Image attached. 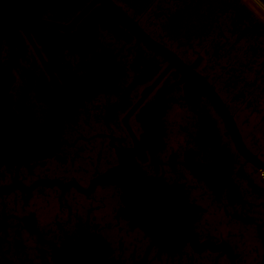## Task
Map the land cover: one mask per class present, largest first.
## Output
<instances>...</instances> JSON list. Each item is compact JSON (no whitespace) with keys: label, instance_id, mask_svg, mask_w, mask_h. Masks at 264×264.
I'll list each match as a JSON object with an SVG mask.
<instances>
[{"label":"flooded vegetation","instance_id":"flooded-vegetation-1","mask_svg":"<svg viewBox=\"0 0 264 264\" xmlns=\"http://www.w3.org/2000/svg\"><path fill=\"white\" fill-rule=\"evenodd\" d=\"M0 264H264L253 0H0Z\"/></svg>","mask_w":264,"mask_h":264},{"label":"rangeland","instance_id":"rangeland-1","mask_svg":"<svg viewBox=\"0 0 264 264\" xmlns=\"http://www.w3.org/2000/svg\"><path fill=\"white\" fill-rule=\"evenodd\" d=\"M257 5H258V7L259 8H261L262 9V11L264 12V6L258 1V0H253Z\"/></svg>","mask_w":264,"mask_h":264},{"label":"trees","instance_id":"trees-1","mask_svg":"<svg viewBox=\"0 0 264 264\" xmlns=\"http://www.w3.org/2000/svg\"><path fill=\"white\" fill-rule=\"evenodd\" d=\"M264 4V0H260Z\"/></svg>","mask_w":264,"mask_h":264}]
</instances>
